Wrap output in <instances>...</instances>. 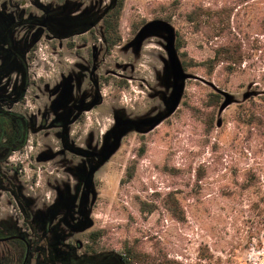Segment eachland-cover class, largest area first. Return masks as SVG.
I'll return each mask as SVG.
<instances>
[{"label": "rangeland", "instance_id": "obj_1", "mask_svg": "<svg viewBox=\"0 0 264 264\" xmlns=\"http://www.w3.org/2000/svg\"><path fill=\"white\" fill-rule=\"evenodd\" d=\"M42 2L48 5L49 0ZM86 6L83 9L91 8ZM28 10L37 14L34 7ZM168 15L181 45L180 58L197 78L185 82L182 103L172 117L145 135L138 134L135 125H124L120 133L128 132L120 148L91 170L87 219L92 227L86 233H100V245L118 256L126 247H138L146 254L159 249L177 264H264V0L243 5L238 0H125L124 32L127 20ZM167 37L158 31L135 44L141 48L147 41L140 75L158 85L154 93L150 89L149 98L138 88L126 97L128 111L143 113L148 102L154 117L140 115L126 122L143 124L168 111L174 83ZM230 42V49L239 50L233 64L218 56ZM56 47L49 40L37 46L31 74L42 85L53 83L59 72L52 57ZM167 80L171 93L166 94ZM206 81L233 98L223 112L219 109L226 98L217 99ZM164 93L166 98L161 97ZM111 126L114 116L108 115L102 132ZM98 139L101 142V134ZM30 147L24 155L14 154L10 165L16 167L28 156L23 179L27 199L51 201L54 193L47 182H55L50 178L54 167L49 160L36 163L40 146ZM250 171L257 180L245 189ZM169 194L178 200L179 219L166 210ZM15 207L4 194L0 213L15 217ZM85 235L75 239L87 241Z\"/></svg>", "mask_w": 264, "mask_h": 264}, {"label": "flooded vegetation", "instance_id": "obj_2", "mask_svg": "<svg viewBox=\"0 0 264 264\" xmlns=\"http://www.w3.org/2000/svg\"><path fill=\"white\" fill-rule=\"evenodd\" d=\"M117 2L0 0V204L6 194L16 205L15 217L0 213V264H118L75 239L86 234L90 222V173L106 156L104 144L125 129L127 118L154 117L148 102L143 113L128 111L126 97L138 88L149 98L158 85L140 75L147 41L141 48L135 45L143 27L156 19L127 20L124 32L121 17L120 40L114 44L107 12ZM86 4L91 8L83 9ZM43 40L57 46L52 57L59 69L56 80L44 85L31 74ZM163 86L170 92V81ZM108 115L114 116V126L102 132ZM146 127L139 123L134 129L140 135L155 130L144 133ZM30 143L31 150L40 146L35 162L49 160L54 167L50 178L55 182H47L54 193L51 201L27 199L23 179L28 156L16 167L10 165L12 156L24 155Z\"/></svg>", "mask_w": 264, "mask_h": 264}, {"label": "trees", "instance_id": "obj_3", "mask_svg": "<svg viewBox=\"0 0 264 264\" xmlns=\"http://www.w3.org/2000/svg\"><path fill=\"white\" fill-rule=\"evenodd\" d=\"M253 1H256V0H238V2L241 5L248 4V3L253 2ZM124 5H125V0H119L118 5L116 6V4H115L114 7H111L107 12V14H110V17H111V19H109L107 21V24L109 27V35H110L111 41L114 44L118 43L120 40L119 34H118V26L120 25V18L122 16ZM112 10H114V11H112ZM156 20H165L166 22L171 24V22H170L171 16H169V15L166 18H163V19L158 18ZM175 36H176L175 47L177 50V54L179 56V59L181 61V64H182V67H183L185 73L189 74L187 72V69H189L188 63L186 62V60L182 61L180 58V55H179V50L181 48V45H180L179 41H177V32L176 31H175ZM231 45H232V42H230V45L227 44V45L222 46L221 47L222 52L218 55V56H222V61H225L227 64H229V63L233 64V62H235L238 59L239 50L237 49V47H234L233 50L230 49ZM182 56H184V55H182ZM190 75H192V74H190ZM193 76H195V75H193ZM196 78L195 79H189V80H196ZM206 82L212 83L210 81H206ZM218 89H220V88H218ZM184 93H185V91H184ZM216 93L218 94V95H215L217 99H218L219 95L223 96L222 94H220L218 92H216ZM183 97H184V94H183ZM183 97H182V100H183ZM182 100H181V103H182ZM181 103H180V105H181ZM180 105H179V107H180ZM179 107H178V109H179ZM178 109L176 110V112L178 111ZM172 116H170V117H172ZM169 118H167V119H169ZM248 177L249 178L247 179V186L246 185L243 186V188H245V189L251 187L253 185L254 181L257 180V175L254 174V171H253V173H251V171H250L248 173ZM178 205H179V203H178V200L175 198V196L173 194H169L167 196V199H166L165 207H166V210H168V212L171 213L175 219L180 218L179 214H177V211L179 209ZM150 212H152V211H150ZM85 237L88 238V240H87L88 248H89L91 253L98 255L101 253H109L110 252V251H107L104 246L100 245V243H99V239L101 238L100 233H94V234H90V235L88 233H86ZM109 255L112 256L113 258H115L117 260L118 264H177L172 259H169L166 254L160 252L159 249L156 250V252L154 254L153 253H147L146 254V253H143L141 250H139L138 247H126L124 249L123 256H120V255L115 256L111 253L106 254V256H109Z\"/></svg>", "mask_w": 264, "mask_h": 264}, {"label": "water", "instance_id": "obj_4", "mask_svg": "<svg viewBox=\"0 0 264 264\" xmlns=\"http://www.w3.org/2000/svg\"><path fill=\"white\" fill-rule=\"evenodd\" d=\"M164 32L167 34V46L166 50L168 52V57H169V64L171 68V73L173 77V83H174V90L173 93L170 97L169 101V108L167 113L160 119H154L150 120L148 122H144L143 124H149L151 125L148 130L143 131L144 133H148L152 131L156 126H158L162 121L165 119L169 118L172 116L176 110L178 109L184 91H185V82L189 79H195L196 77L190 74L185 73L181 61L179 59V56L177 54V50L175 47V41H176V36H175V30L173 26L163 20H156L148 23L143 29L139 32L138 34V40L142 41L144 40L147 36L154 32ZM207 85H209L213 90L216 92L222 94L225 98L226 101L222 104L220 108V112H223L233 101V98L228 95L226 92L218 89L213 83L206 82ZM132 124L136 125V122L132 121H127L124 123V125ZM132 129H129L131 131ZM128 132V131H127ZM127 132H123L120 134H117L115 136V141L113 144H111L109 147L106 149V157L104 158L103 162L101 163L104 164L106 161L110 159V157L120 148L121 140L122 138L126 135ZM92 227V223H90L87 228Z\"/></svg>", "mask_w": 264, "mask_h": 264}]
</instances>
